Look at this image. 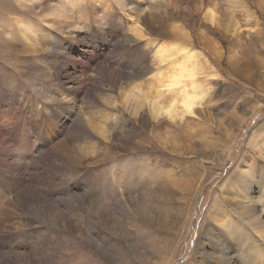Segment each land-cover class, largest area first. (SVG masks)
I'll return each mask as SVG.
<instances>
[{"label": "rangeland", "instance_id": "obj_1", "mask_svg": "<svg viewBox=\"0 0 264 264\" xmlns=\"http://www.w3.org/2000/svg\"><path fill=\"white\" fill-rule=\"evenodd\" d=\"M203 1L0 0L1 152L29 157L0 174V264H264V0H212V29ZM171 43L203 97L173 119L132 74Z\"/></svg>", "mask_w": 264, "mask_h": 264}, {"label": "bare ground", "instance_id": "obj_2", "mask_svg": "<svg viewBox=\"0 0 264 264\" xmlns=\"http://www.w3.org/2000/svg\"><path fill=\"white\" fill-rule=\"evenodd\" d=\"M225 1V0H223ZM180 2V1H178ZM196 2V1H195ZM199 2V1H198ZM216 3H214L212 0H209L208 2H204L203 1V8L202 10H205L206 6L207 9L206 11H204V19L205 22L204 23L209 29H212L213 27H219V22H218V17H217V8L216 5L218 4L217 1H215ZM200 3V2H199ZM207 5H206V4ZM181 4V3H178ZM183 4H186L183 2ZM189 4V2H188ZM193 4V3H192ZM201 5V4H200ZM198 5V7L200 6ZM212 5V6H210ZM95 6V5H94ZM192 6V5H191ZM189 6L188 5V9H190L191 11L194 9V6ZM185 7V6H184ZM187 7V6H186ZM202 7V6H201ZM199 7V8H201ZM132 9V8H130ZM177 9V8H176ZM195 9L198 10V8L195 7ZM134 11V10H133ZM195 11V10H194ZM209 23V24H208ZM211 24V25H210ZM183 25V24H182ZM181 26V25H180ZM28 27V26H27ZM207 28V29H208ZM177 29V28H176ZM219 29V28H218ZM181 31V30H180ZM235 31V30H234ZM237 31V30H236ZM211 32V31H210ZM134 34L138 37H143V33L142 30L135 26L134 27ZM184 34V33H182ZM181 35V34H179ZM182 36V35H181ZM180 36V37H181ZM175 37V36H174ZM183 37V36H182ZM189 37V36H187ZM186 38V35H185ZM136 39V38H134ZM182 40V39H181ZM208 40V39H206ZM205 41V40H204ZM203 41V42H204ZM193 43V42H192ZM206 43V42H204ZM167 44V43H166ZM177 44L171 43L170 46L166 45V46H159L157 48H150V51L153 50L152 54H153V61L151 60V62H153L152 64L149 63V61L147 62V56L148 55H143L142 57H137V59L135 60V64L136 67L132 70H134L132 72V74L134 75V78H141L144 77L146 74H150L151 77V84H150V88L149 91L147 92V95L153 92V99H152V107H153V114L155 115V117L158 116H165L168 117L169 119H173L175 118L177 115H179L180 117H182L185 114H191L194 112L195 109V105H199L201 103L202 100V96H200V94L198 92H196L194 90V88L196 87L195 85V75L197 74V72L199 71V61L196 58L195 54H192L190 52V49L187 48L186 45H178ZM208 50H212L209 47H207ZM209 51V52H210ZM214 53V55H216L215 57L217 59H219V56L221 55V53L219 51H215L212 50ZM176 52L177 55L175 54ZM182 52V53H180ZM171 53H174L175 55H172ZM172 55V56H171ZM152 57V56H151ZM165 65H167V67L163 68ZM43 68V67H42ZM125 71V70H124ZM125 76V75H123ZM126 77V76H125ZM130 78V76H129ZM136 78V80H137ZM135 80V79H133ZM142 80V79H141ZM190 85V88L192 91H188L187 90V86ZM130 86V85H129ZM143 87V86H142ZM126 88V87H125ZM127 89V88H126ZM134 89H137L138 92H142V89L140 88V84L138 85V81L133 84L132 87V92H134ZM77 91V90H76ZM145 93V92H144ZM166 94H169L168 99L166 100V102L164 103L163 98ZM143 95V94H142ZM175 99L177 101V105L175 108L172 109V111L166 112L162 110V105L163 106H168L171 104V101ZM185 103L188 104V107H185ZM179 104V109H177V106ZM78 114V113H77ZM5 116V115H4ZM77 118L79 119V117L77 116ZM17 119V118H16ZM158 119V118H157ZM4 120V119H3ZM6 120V119H5ZM9 120V119H8ZM11 120V119H10ZM77 120V119H75ZM82 120V119H81ZM83 121V120H82ZM1 123V122H0ZM19 125V124H17ZM15 126V125H14ZM13 128V127H12ZM103 128V127H102ZM19 129V126L17 128V130ZM85 129V128H84ZM97 130V129H96ZM103 130V129H102ZM105 130V129H104ZM103 130V131H104ZM107 130V129H106ZM99 131V130H98ZM19 132V131H17ZM16 132V133H17ZM80 132V131H79ZM85 132V131H84ZM2 133V132H1ZM5 133V132H4ZM15 133V134H16ZM104 132H102L103 134ZM106 133V132H105ZM6 134V133H5ZM105 135V134H104ZM8 136V134H7ZM15 136V135H14ZM108 136V134H107ZM5 137V136H4ZM106 137V136H105ZM11 138L6 139L5 137V141H1L0 138V174L3 175L6 179H7V183L11 182L10 185L13 184L12 182V178L10 177L11 174L16 175L15 174V169L19 166H14L15 163H19L20 165H25V163L27 162V160L29 159V157H23L25 153V151L20 150V152L18 154H15V147L12 149L14 150L12 155H7L6 153H2L1 150L6 151L8 148L10 149L11 147ZM18 138V137H17ZM106 139V138H105ZM13 144V142H12ZM14 145H15V141H14ZM20 145L24 146V148L26 149L27 147H32V148H39L38 144L36 145V143H34L33 141L30 140L29 137H25L22 138L20 141ZM29 152V151H28ZM30 161V160H29ZM35 164V163H34ZM33 164V165H34ZM32 165L30 162H28V166ZM31 167V166H30ZM24 168L21 170V172H24ZM8 175V176H7ZM72 177V176H71ZM21 178V177H20ZM0 185H2V182H0ZM13 186H9L6 187V193L7 195H9L8 197H10L11 199L14 198V195L11 196L12 191L10 190V188ZM2 189V187H0ZM35 189V188H34ZM15 190V189H14ZM22 191V190H21ZM15 192V191H14ZM13 194V193H12ZM0 195H3V189L0 190ZM73 196V195H72ZM65 198V197H64ZM37 201V200H36ZM46 201V200H45ZM26 204V203H25ZM44 206V205H43ZM46 207V206H45ZM2 208V205L0 204V209ZM43 209V208H42ZM45 210V209H44ZM50 213V212H49ZM45 219V218H44ZM49 219V218H48ZM47 219V220H48ZM43 220V219H42ZM45 221V220H44ZM11 223V222H10ZM7 224V223H6ZM15 226V225H14ZM1 227V226H0ZM3 228V227H1ZM5 229V228H4ZM3 232V231H1ZM7 232V231H6ZM14 232V231H13ZM5 233V232H4ZM3 235V234H2ZM5 236V235H3ZM21 237V236H20ZM8 238V237H7ZM5 239V238H4ZM11 239V238H9ZM6 240V239H5ZM8 240V239H7ZM12 240V239H11ZM10 241V240H9ZM8 241V242H9ZM4 242V240H3ZM14 242V239L13 241ZM1 243V242H0ZM23 243V242H22ZM3 244V243H2ZM6 244V243H4ZM18 244V243H17ZM9 245H12L11 242ZM15 246V245H14ZM9 247V246H7ZM7 251V250H6ZM9 251V250H8ZM11 251V248H10ZM9 251V252H10ZM14 252V250H13ZM7 253V252H6ZM13 254V253H12ZM15 254V253H14ZM9 255V254H8ZM259 258V257H258ZM261 258V257H260ZM226 259V258H225ZM230 259V258H229ZM1 261V259H0ZM14 261V260H13ZM232 261V260H231ZM228 262V261H227ZM232 262H229L228 264H231ZM187 264H192L191 260L187 263ZM227 264V263H226ZM263 264V262H262Z\"/></svg>", "mask_w": 264, "mask_h": 264}, {"label": "clouds", "instance_id": "obj_3", "mask_svg": "<svg viewBox=\"0 0 264 264\" xmlns=\"http://www.w3.org/2000/svg\"><path fill=\"white\" fill-rule=\"evenodd\" d=\"M176 105H177V101L175 100V99H173L172 101H171V104L170 105H168V106H161L162 107V110L163 111H166V112H171L172 111V109L173 108H175L176 107ZM185 107H188V104L187 103H185V105H184Z\"/></svg>", "mask_w": 264, "mask_h": 264}]
</instances>
